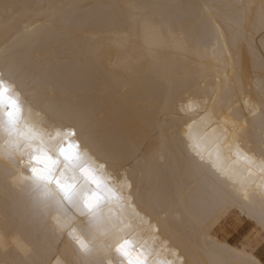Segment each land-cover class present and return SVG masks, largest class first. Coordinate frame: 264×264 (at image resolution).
I'll return each mask as SVG.
<instances>
[{
    "label": "bare ground",
    "instance_id": "1",
    "mask_svg": "<svg viewBox=\"0 0 264 264\" xmlns=\"http://www.w3.org/2000/svg\"><path fill=\"white\" fill-rule=\"evenodd\" d=\"M262 3L264 0H0V68L16 64L25 70L34 69L37 56H44L47 49L34 48L33 43L56 34L76 37L84 52L92 54L109 41L125 49L137 41L147 51L149 45L168 39L169 33H183L190 42L199 44L201 56L188 55L184 59L182 53L161 51L160 64L152 68L151 61L146 62L137 70L139 76L117 71L107 76L106 83L90 86L94 99L90 118L105 149L135 165L140 144L137 130L144 127L145 119H154L164 106V92L175 83L179 96L199 98L210 110L215 108L213 118L220 124L239 118L241 141L249 142L255 150L264 125V108L250 116L245 101L260 103L264 94V23L258 20ZM229 19L244 36L242 60L241 52L232 45L226 24ZM217 45L223 51L222 64H215L211 58ZM249 49L255 53V60L249 57ZM233 65L237 66L241 83L225 92L224 77L232 74ZM38 95L55 106L76 108L86 93L75 85L47 82L38 85ZM24 104L31 114L29 126L55 147L57 129L68 122L54 120L41 106ZM146 105L151 106L150 111H145ZM19 130L27 132L17 126L13 132L0 123V264H120L111 234L91 228L88 217L77 211L75 200L64 201L65 210L75 217L71 227L81 228L88 235L84 239L98 248L85 256L67 231L57 232L54 200H63V196L56 192V197L44 201L41 189L22 179L31 175V149H38L40 142L27 140ZM152 143H156L155 138ZM194 146L186 145L190 154H194ZM199 150L209 166L219 156L233 173L247 175L246 164L236 157L235 148L229 151L226 145L217 149L202 144ZM157 160L161 166L167 164L168 153H159ZM83 187L84 182L80 189ZM258 215V207H242L220 199L205 216L201 229L211 232L213 239L247 245L260 258L264 255V228L256 222ZM176 226L180 227L179 223ZM165 235L161 232L155 242L135 237L134 246L148 250L150 259L159 264L171 259Z\"/></svg>",
    "mask_w": 264,
    "mask_h": 264
},
{
    "label": "snow or ice",
    "instance_id": "2",
    "mask_svg": "<svg viewBox=\"0 0 264 264\" xmlns=\"http://www.w3.org/2000/svg\"><path fill=\"white\" fill-rule=\"evenodd\" d=\"M258 20L264 23V3ZM226 24L232 45L241 52L242 60L243 33L230 19ZM125 39L127 42V37ZM32 46L47 49L44 56H37L34 69L25 70L16 64L0 68V123L15 132L24 103L30 107L41 106V110L54 120L68 122L57 129L55 154L42 135L31 127L22 133L27 140L40 142L30 157L31 175L22 176V179L40 188L44 201L56 197V192L63 196V200L58 197L54 200L58 233L67 231L81 253L87 255L88 241L71 227L75 217L64 205L65 200L72 202L78 198L77 211L88 217L91 228L111 234L120 264H157L150 259L148 250H137L134 244L135 237L155 242L160 239L161 232L166 233L164 241L170 245L171 259L159 264H264V255L258 258L247 245L240 247L218 237L213 239L211 232L201 229L205 216L220 199L239 203L242 207H258L256 222L264 228V125L253 150L249 142L241 141L243 129L239 118L220 124L213 118L215 108L210 110L199 98L179 96L177 85L170 83L163 94L164 106L154 119H145L144 127L137 130L139 152L136 164L132 165L105 149L104 141L96 132V124L90 118L94 103L90 86L106 83L107 76L117 71L139 76L137 70L146 62L151 61L152 68L160 64L161 51L182 53L184 59L188 55L201 56L199 44L190 42L183 33H169L168 39L149 45L147 51L137 41L127 49L109 41L99 45L98 52L86 54L80 41L65 33L37 39ZM212 53L215 64L224 62L219 45ZM248 55L255 60L251 49ZM261 61L264 62V57ZM47 82L75 85L86 95L79 107L55 106L38 95V85ZM238 83H241L239 71L233 65L232 74L224 77L223 88L227 92ZM216 95L221 97V92L217 91ZM245 105L249 115L254 117L264 108V94L260 103L249 99ZM190 109L195 111L189 112ZM150 110L151 106L146 105L145 111ZM154 138L155 144L152 143ZM189 144L195 145L194 154L187 151ZM202 144L215 145L217 149L226 145L229 151L235 148L236 157L246 164L247 175L233 173L220 162L219 156L209 166L199 150ZM165 151L168 163L161 166L157 155ZM61 163L67 173L73 174V179L78 172L86 184L94 188L81 194L66 172L55 175ZM110 178H115L114 182L109 183ZM52 184L55 188L50 187ZM102 201L106 202L110 214L105 213ZM161 209L162 215H157ZM129 235L133 239H129Z\"/></svg>",
    "mask_w": 264,
    "mask_h": 264
},
{
    "label": "clouds",
    "instance_id": "3",
    "mask_svg": "<svg viewBox=\"0 0 264 264\" xmlns=\"http://www.w3.org/2000/svg\"><path fill=\"white\" fill-rule=\"evenodd\" d=\"M62 171H63V172H66V174H67L69 177H70V175L72 174V173H67V170H66V169H64V168H63V170H62ZM62 171H61V172H62ZM61 172H60V173H61Z\"/></svg>",
    "mask_w": 264,
    "mask_h": 264
}]
</instances>
